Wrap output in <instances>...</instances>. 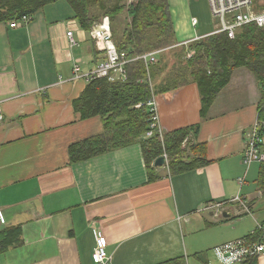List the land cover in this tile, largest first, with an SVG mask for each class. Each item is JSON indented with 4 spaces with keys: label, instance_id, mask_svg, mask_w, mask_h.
<instances>
[{
    "label": "crops",
    "instance_id": "crops-1",
    "mask_svg": "<svg viewBox=\"0 0 264 264\" xmlns=\"http://www.w3.org/2000/svg\"><path fill=\"white\" fill-rule=\"evenodd\" d=\"M176 1L182 8L173 17L179 43L215 30L200 29L199 20L193 25L189 0ZM16 22L0 21V264H96L97 228L106 235L109 264H158L181 256L186 264H218L208 248L264 223L262 165L243 161L247 132L264 107L261 84L249 68L232 71L206 116L196 82L155 92L164 135L198 125L178 160L189 163L196 155L191 147L201 144L197 152L203 155L206 147L208 162L173 171L164 150L169 159L153 163L150 178L140 138L88 159L70 156L71 144L105 130L101 114L84 116L76 107L89 81L73 76L75 62L88 71L105 54V41L93 32L97 23L86 30L66 0ZM148 75L154 90L156 80ZM237 194L253 213H243L239 203L221 215L200 211ZM246 214L253 230L225 238ZM257 264H264V255Z\"/></svg>",
    "mask_w": 264,
    "mask_h": 264
},
{
    "label": "trees",
    "instance_id": "trees-1",
    "mask_svg": "<svg viewBox=\"0 0 264 264\" xmlns=\"http://www.w3.org/2000/svg\"><path fill=\"white\" fill-rule=\"evenodd\" d=\"M58 0H0V21L14 22L24 16H34L40 9ZM86 30L108 16L111 20L113 39L117 48L131 55L162 50L159 60L150 66L156 80L154 92L178 89L189 82H196L201 94V113L206 116L220 90L229 82L236 67L245 66L257 77L262 88L261 105H264V27L248 24L239 28L234 38L227 33L202 36L190 43H179L170 11L169 0H66ZM255 7L264 8V0H254ZM99 30V29H98ZM126 80L97 77L89 81L76 107L84 116L101 114L105 130L75 142L70 146L73 161L88 159L134 142L140 138L144 157L153 175L154 161L166 150L173 171L186 170L208 162L206 147L203 155L193 145L194 155L189 163L178 160L187 150L186 138L198 125L182 127L164 136V145L158 134L142 139L151 123L152 111L147 101L152 97L148 70L139 59L127 66ZM142 106L136 107L137 104ZM264 116V107H261ZM165 147V149H164ZM181 159V158H180ZM258 186L264 191V162L261 163ZM191 168V167H190ZM264 225V223H262ZM7 232L3 233L8 237ZM263 230L258 226L244 236L261 239ZM258 257L247 259L244 264H257ZM201 260L206 263L204 257ZM158 264H186V259L175 257Z\"/></svg>",
    "mask_w": 264,
    "mask_h": 264
},
{
    "label": "built area",
    "instance_id": "built-area-1",
    "mask_svg": "<svg viewBox=\"0 0 264 264\" xmlns=\"http://www.w3.org/2000/svg\"><path fill=\"white\" fill-rule=\"evenodd\" d=\"M209 3L214 21L217 24L215 30L210 34L225 32L230 38H234L237 30L245 25L256 24L260 27H264V8H256L254 0H209ZM31 19L32 16L26 15L21 20L28 22ZM197 23L198 19L196 17L192 18V24L196 25ZM10 24L15 26L17 22L14 21ZM93 32L98 38L105 41V54L96 66L88 71H83L80 62H75L73 67V76L75 79L84 78L87 81H90L97 77H108L113 81L126 80L128 78L127 66L139 59L144 60L148 74H150V66L158 61V54L162 51L154 50L140 55H131L126 50L120 51L117 48L116 43L113 41V34L109 25L108 17L102 22L97 23ZM68 35L72 43H75L73 31H69ZM199 38L201 37H196V39ZM147 79L152 86L149 75ZM142 105L143 103H139V106ZM147 105L152 111V116L149 130L143 137L146 139L158 134L164 142L165 135L160 124L156 93L154 90L152 97L147 101ZM2 119L3 115L0 113V120ZM162 155L167 162L169 159L167 152ZM243 161L247 167L253 162H264V117L262 116L261 111L258 114V118L253 123L252 128L247 132ZM236 203H239V207L243 213H253V207L251 204L248 201H245L240 194L225 200L211 201L202 207L200 211H210L214 215H221L224 209H227ZM3 219L4 213L0 207V222ZM257 226L263 230L261 239L254 240L243 236L236 240L215 246L214 253L218 263L243 264L251 257L263 256L264 225L259 223ZM93 259L96 264H109L112 260V255L107 249L106 235L98 228L96 229V249Z\"/></svg>",
    "mask_w": 264,
    "mask_h": 264
},
{
    "label": "rangeland",
    "instance_id": "rangeland-1",
    "mask_svg": "<svg viewBox=\"0 0 264 264\" xmlns=\"http://www.w3.org/2000/svg\"><path fill=\"white\" fill-rule=\"evenodd\" d=\"M62 1H65V0H62ZM173 1L174 0H169L172 18L174 17V14L176 12L179 13L182 10L181 5L177 4V1L176 2H173ZM59 3H61V2H59ZM189 6L190 7H188V11L192 16L191 22H192V18L196 17L199 20V28L200 29L203 27L205 30L210 31V30H214L216 28L217 24L214 21V17H213L211 8H210L209 0H189ZM107 17L108 16H105L102 20H104ZM109 21H110V26L112 29L111 20L109 19ZM173 22H174V18H173ZM236 222H237V224H236L237 229L232 230L231 228H229L228 232L224 235L225 238L235 237V236L239 235L241 232H247L246 230H248L251 227L252 228L250 230H253V228L256 226V225H254V223L252 221L251 214H246L244 216H240L239 218L236 219ZM231 239H233V238H231ZM231 239H228L226 241H230ZM234 240H236V239L234 238ZM231 241H233V240H231ZM214 247L215 246L207 249V250H210L211 257H213V256L215 257V254L213 252ZM193 252H191V254H193ZM187 255H188V253H187ZM189 259L191 262L192 258L189 257ZM216 261H217V259H216ZM191 264H193V263H191Z\"/></svg>",
    "mask_w": 264,
    "mask_h": 264
},
{
    "label": "water",
    "instance_id": "water-1",
    "mask_svg": "<svg viewBox=\"0 0 264 264\" xmlns=\"http://www.w3.org/2000/svg\"><path fill=\"white\" fill-rule=\"evenodd\" d=\"M133 3H137L138 0H130ZM264 117V116H263ZM166 164V159L163 155L159 156L155 161H154V165L155 166H163ZM224 215H226V212L224 213Z\"/></svg>",
    "mask_w": 264,
    "mask_h": 264
}]
</instances>
